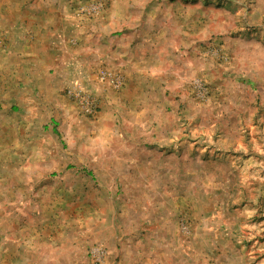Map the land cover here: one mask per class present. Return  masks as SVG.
<instances>
[{
    "label": "rangeland",
    "instance_id": "374dc122",
    "mask_svg": "<svg viewBox=\"0 0 264 264\" xmlns=\"http://www.w3.org/2000/svg\"><path fill=\"white\" fill-rule=\"evenodd\" d=\"M0 24L121 52L70 40L49 108L0 35V264H264V0H0Z\"/></svg>",
    "mask_w": 264,
    "mask_h": 264
},
{
    "label": "crops",
    "instance_id": "0c3cea01",
    "mask_svg": "<svg viewBox=\"0 0 264 264\" xmlns=\"http://www.w3.org/2000/svg\"><path fill=\"white\" fill-rule=\"evenodd\" d=\"M57 25L61 26V30L57 28ZM83 27L84 25L82 24H35L32 26L29 24H16V26L14 24H0L1 39L6 42L7 47L6 50H1L3 51L1 54L3 57H9L11 53L10 46L13 45L14 41L22 46L33 44V49L40 58L41 66L39 76H41L42 80L39 81L40 87L38 88V92L40 95L43 94L45 96L43 100L39 96V101L46 102L49 108H55V104L58 105L59 92L69 77L66 68L69 65V54L72 53L69 50L70 40H77L78 43L80 41V44H82L81 48H84L82 53L87 51L84 47V40L87 38L88 40L93 39L97 46L99 44L100 49L104 51L101 53V56L111 55L115 58V56L119 55L120 49L117 40L113 42L107 36L100 37L96 34L91 36L90 34H86ZM115 47H118V50H114V53H112ZM11 74H14V70ZM10 119L9 116L0 117V125L8 127ZM49 123L55 125L51 118ZM13 124L14 126L17 125L16 122ZM2 131L4 129L1 127ZM64 258L65 256L50 258V263L57 264L58 259L63 260ZM66 259L69 260V257L66 256ZM70 261L67 262L69 263Z\"/></svg>",
    "mask_w": 264,
    "mask_h": 264
}]
</instances>
